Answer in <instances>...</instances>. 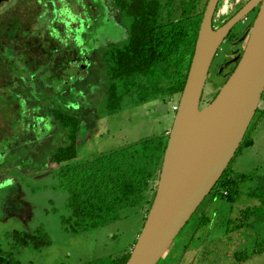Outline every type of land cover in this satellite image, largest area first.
Instances as JSON below:
<instances>
[{
	"label": "rangeland",
	"instance_id": "1",
	"mask_svg": "<svg viewBox=\"0 0 264 264\" xmlns=\"http://www.w3.org/2000/svg\"><path fill=\"white\" fill-rule=\"evenodd\" d=\"M246 1L220 0L214 15L216 27ZM205 2L200 0V9ZM11 7L19 14L10 11L8 19L0 17V61L13 69L8 92L21 96L23 108L21 128L17 125L19 135L0 142V244L10 247V234L15 230L47 233L49 244L16 254L21 264H79L120 256L136 243L143 229L142 206L125 209L120 220L101 228L65 229L62 217L69 213L68 191L61 185L60 167L51 161L49 152L51 146L54 149L65 142L60 136L53 138L58 126L55 110L62 108L79 120L77 157L72 161L78 163L142 138L169 134L176 115L173 107L179 105L182 94L154 93L153 82L143 78L125 96L120 110L107 111L109 80L102 55L109 44H122L129 37V19L112 0H8L1 3L0 15ZM257 14V8L252 10L221 44V57H215L210 69L202 106L222 87V66L218 68V64L235 47L232 37L249 32ZM23 30L27 34L22 39ZM246 36L243 45L248 33ZM26 38L39 39L46 48L53 41L59 50L48 49L49 57L36 56L39 64L35 67L34 54L22 53L20 42ZM59 39L61 44L56 42ZM188 62L186 58L183 63ZM161 78V84H167L166 78ZM18 97L12 98L13 104H20ZM49 133L51 136L45 138ZM244 139L253 143L243 144L231 162L235 177L247 176L239 184L236 200L209 195L158 264H264V252L252 255L256 242L264 239V223L252 220L251 225L237 227L243 222L241 211L258 205L248 193L264 173V92ZM203 212L211 221L199 226ZM241 251L249 255L246 261L235 258Z\"/></svg>",
	"mask_w": 264,
	"mask_h": 264
},
{
	"label": "trees",
	"instance_id": "2",
	"mask_svg": "<svg viewBox=\"0 0 264 264\" xmlns=\"http://www.w3.org/2000/svg\"><path fill=\"white\" fill-rule=\"evenodd\" d=\"M112 1L129 19V37L122 44H109L102 55L103 69L109 80L105 98L107 111L114 113L120 110L125 96L143 78L153 82L154 93L182 94L209 0L201 9L200 0ZM248 1L230 16L224 17V22ZM9 9V12L6 10L1 13L0 17L8 19L10 11L19 14L14 8ZM186 58H189L187 65L183 63ZM12 71L5 61H0V142L8 141L15 134L19 135L17 125L22 123L21 106L16 102L13 104L12 100L18 95L8 92ZM161 76L166 78L167 84H161ZM221 78L223 83L220 85H223L228 76ZM218 92L213 94V99ZM71 98L73 100V96ZM55 116L58 126L54 128L56 131H53V138L60 136L63 138L60 141L65 142L54 149L51 146L49 152L51 161L60 167L58 176L61 185L68 191L66 207L69 213L62 217L65 229L79 232L101 228L117 222L125 209L136 206H142L145 223L156 193L169 134L163 132L142 138L74 163L72 161L77 157L79 120L62 108H56ZM60 128L62 131H59ZM49 136L50 133L44 135L45 138ZM252 143L250 139H244L235 155L243 144L248 146ZM231 162L205 199L213 193L214 198L219 196L236 200L239 184L247 176L235 177ZM248 194L258 200V205L245 207L241 211L243 222L237 224L238 228L251 225L252 220L264 223V173L259 175L257 186ZM145 207H148L147 210ZM210 221V216L203 212L199 226ZM10 237L13 241L10 247L5 249L0 244V264H21L16 254L26 248L39 249L50 243L48 234L41 232L15 230ZM134 244L120 256L109 255L79 264H126ZM256 244L252 255L264 252V239ZM235 258L242 262L249 255L242 251L236 252Z\"/></svg>",
	"mask_w": 264,
	"mask_h": 264
},
{
	"label": "water",
	"instance_id": "3",
	"mask_svg": "<svg viewBox=\"0 0 264 264\" xmlns=\"http://www.w3.org/2000/svg\"><path fill=\"white\" fill-rule=\"evenodd\" d=\"M4 1L8 0H0V5ZM219 1L209 0L206 6L156 193L126 264H158L235 156L262 99L264 0H249L215 28ZM256 7L258 14L236 68L216 97L202 106L203 91L221 44Z\"/></svg>",
	"mask_w": 264,
	"mask_h": 264
},
{
	"label": "flooded vegetation",
	"instance_id": "4",
	"mask_svg": "<svg viewBox=\"0 0 264 264\" xmlns=\"http://www.w3.org/2000/svg\"><path fill=\"white\" fill-rule=\"evenodd\" d=\"M5 2V1H4ZM14 7V6H13ZM13 7H11V8H13ZM258 10H259V7H256ZM255 8V9H256ZM224 19L225 18H222V24H224L225 22H224ZM229 19V18H228ZM227 19V20H228ZM25 25H26V23H24ZM221 24V25H222ZM213 26L215 27V28H217L216 27V25H215V23H214V20H213ZM235 27V26H234ZM233 27V28H234ZM233 28H232V30H233ZM231 30V31H232ZM230 31V32H231ZM230 32H229V34H230ZM247 33L248 32H244V34L242 33L241 35H239V36H237L236 35V37H235V34H234V36L232 37V47L233 46H235L233 49H231L230 51H229V53H228V55L229 56H227V58H226V60H224L223 61V63L222 64H220V62H219V64H218V68H220L221 66H222V71H221V77H226V76H228V78H229V76L231 75V73L234 71V69L236 68V66H237V64H238V61H239V59H240V57L242 56V54H240L239 52H240V50H242L243 49V51H244V48H245V45H243L244 44V41H245V39H246V35H247ZM26 34H27V32L26 31H22L21 32V38L23 39V38H25L26 37ZM229 34L226 36V38H228V36H229ZM226 38H225V40H226ZM224 40V41H225ZM223 41V42H224ZM56 42H59L60 44H61V40L59 39V41H56ZM75 42V41H74ZM20 46H22L23 47V52L22 53H24L25 55H29V53L31 52V53H33L34 54V56H33V60H34V63H35V67H36V65H38L39 64V61H35V59L37 58L36 56H50V55H47L48 53H49V51H48V49L50 50L51 48H52V51L54 50V51H57V50H59V45L58 46H56L55 45V42H50V45H49V47H45L44 45H43V43H42V41L41 40H39V39H29V38H26V39H24V40H22L21 42H20ZM31 46H33V49H31V48H29V47H31ZM54 46V47H53ZM74 46H75V49H78V47L74 44ZM46 48V49H45ZM219 50H220V48H219ZM219 50H218V52H219ZM30 51V52H29ZM217 52V54H216V56H218L219 55V58L221 57V54H220V52L218 53ZM58 53V52H57ZM215 56V57H216ZM22 57H23V55H22ZM29 57V56H28ZM73 57V56H72ZM72 57H71V59H72ZM38 59V58H37ZM61 59H62V54H61ZM39 60V59H38ZM73 60V59H72ZM214 60H215V58H214ZM214 60H213V62H214ZM28 61V60H27ZM75 61V60H74ZM26 64V63H25ZM213 64V63H212ZM211 67H212V65H211ZM220 70V69H219ZM218 70V71H219ZM219 73V72H218ZM227 78V79H228ZM220 86H222V85H220ZM219 86V87H220ZM220 89V88H219ZM19 96V98H20V106H21V108L20 109H22L23 108V102H22V98H21V96L20 95H18ZM213 100V99H212Z\"/></svg>",
	"mask_w": 264,
	"mask_h": 264
},
{
	"label": "built area",
	"instance_id": "5",
	"mask_svg": "<svg viewBox=\"0 0 264 264\" xmlns=\"http://www.w3.org/2000/svg\"><path fill=\"white\" fill-rule=\"evenodd\" d=\"M173 108H174V110L176 111L177 108H178V105L176 104Z\"/></svg>",
	"mask_w": 264,
	"mask_h": 264
}]
</instances>
